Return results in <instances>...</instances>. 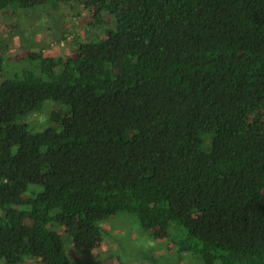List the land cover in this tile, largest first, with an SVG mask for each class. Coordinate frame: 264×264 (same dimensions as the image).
<instances>
[{
  "label": "trees",
  "instance_id": "16d2710c",
  "mask_svg": "<svg viewBox=\"0 0 264 264\" xmlns=\"http://www.w3.org/2000/svg\"><path fill=\"white\" fill-rule=\"evenodd\" d=\"M2 27L0 264H79L125 220L264 264V0H0Z\"/></svg>",
  "mask_w": 264,
  "mask_h": 264
},
{
  "label": "rangeland",
  "instance_id": "374dc122",
  "mask_svg": "<svg viewBox=\"0 0 264 264\" xmlns=\"http://www.w3.org/2000/svg\"><path fill=\"white\" fill-rule=\"evenodd\" d=\"M33 5H38L37 2H32ZM43 4V3H42ZM49 8V4H46ZM73 10V9H72ZM67 8L66 5H60V15L69 13L72 11ZM77 13V10H73V16ZM47 17H52L54 12L50 8L46 11ZM82 14V13H81ZM72 16V21L68 23L69 25L77 27L78 29H82L83 24L81 23V17L74 18ZM75 19L79 20V23H76ZM4 27V26H3ZM2 27V30H3ZM84 27V26H83ZM0 37L1 39H8L5 35V29L2 31ZM5 34V35H3ZM15 35V34H14ZM12 50H14L16 37L12 38ZM52 49L50 51H54L55 53H64L69 54L71 48H64L63 52L57 47L56 44H52ZM51 53V52H50ZM54 107L53 104L47 103L43 111L41 112L42 116L46 119L48 117V113ZM60 110L65 111L66 106L61 105ZM26 124L29 129L36 130L37 126H40V120H32L30 122V118L26 120ZM38 129V128H37ZM119 228H122V232L119 233ZM136 225L131 221H124L120 227L111 224H106L105 230L108 233L102 235L101 237L104 240H107V243H102L100 241L99 244L94 246V249L91 251H84L75 253V257L80 259L78 261L79 264H188L189 257L187 255H183L182 259H175L174 255L171 252V249L164 246V243L159 240H154L149 234H141L138 233L135 229ZM119 233V237H117L114 241H110V236L114 233ZM195 264V263H194ZM198 264V263H197Z\"/></svg>",
  "mask_w": 264,
  "mask_h": 264
}]
</instances>
